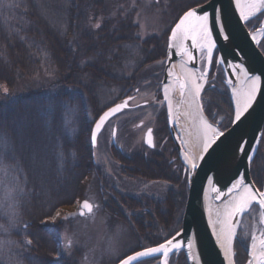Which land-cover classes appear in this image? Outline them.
I'll return each mask as SVG.
<instances>
[{
  "label": "trees",
  "instance_id": "1",
  "mask_svg": "<svg viewBox=\"0 0 264 264\" xmlns=\"http://www.w3.org/2000/svg\"><path fill=\"white\" fill-rule=\"evenodd\" d=\"M178 1L168 3L171 22L162 36L141 39L133 0H0V85H7L10 92L5 96L0 89V139L7 144L5 163L27 189L19 211L27 226L20 241L29 264H71L67 257H57L64 224L44 221L60 207L85 199L93 177L98 186L102 184V172L92 155L93 124L141 83L143 68L165 57L170 29L193 4L184 1V6L172 9ZM97 22L99 29L93 27ZM161 76L149 78L156 81ZM211 94L217 111L229 117L228 94L218 90ZM69 110L76 113L73 132L66 124ZM153 152L118 159L128 176L171 179L169 166L156 164ZM251 174L258 186H264L262 144ZM182 186L179 191L171 187L155 210L147 203L148 210L139 211L145 217L140 225L145 233L150 231L151 212L154 222L170 234L179 230L188 183ZM161 237L146 239L154 243Z\"/></svg>",
  "mask_w": 264,
  "mask_h": 264
},
{
  "label": "rangeland",
  "instance_id": "2",
  "mask_svg": "<svg viewBox=\"0 0 264 264\" xmlns=\"http://www.w3.org/2000/svg\"><path fill=\"white\" fill-rule=\"evenodd\" d=\"M169 1L171 0H133V7L137 11L136 23L138 21L140 25H143V28L139 27L141 39L154 35L162 36V33L168 28L172 15V12H169L170 9L168 8ZM184 1L185 3L187 2L186 4L191 1H193L191 2L193 4L196 3V0H179L172 9L184 6ZM198 1L201 4L207 0H203L204 2ZM175 15L176 13L172 17ZM256 23L257 21L251 18L247 22L250 26ZM250 29L253 32L257 31L252 30V28ZM164 59V56H160L159 59L152 61L151 64L143 68L138 77V79H141V83L136 84L133 90L121 98L136 96V102L148 100L152 103L127 111L110 122L99 139L96 153L93 154L92 151V155L95 157L94 160L100 167L103 175L102 184L107 185V190L109 189L108 191L105 190L106 197L112 196L111 198L117 200L121 208V211L118 213L123 214L124 218L120 215L119 217L117 212L115 215L116 209H112L113 212H111L109 206L107 207L108 210H105L103 197L100 198L101 186H98L99 182L95 181L93 177L92 182L89 183V193L86 197L97 205L92 214L79 215L81 202L76 201L72 204L64 205L55 211L53 215L59 211L62 218H58L55 222H52L50 219L46 220L54 224H58L61 221L64 224L58 253H61V256L67 257L71 264H116L128 251L136 249V246L133 247L136 239L141 241L139 238L142 234L141 232L145 233L146 231L141 226L139 227L136 221L138 217H135L136 214L131 215L129 213L130 210H127L121 198L131 199V197H134L136 199V196H138L149 200L150 198L144 194L153 195L157 199L160 197L164 198L166 192L172 187L167 182L161 180L155 181L159 178L164 179L162 176H158L154 180H152L153 177L146 179L136 175L128 176L127 169L121 167L120 161L116 158L115 150L117 149H114L112 141L113 127L118 126L117 144L122 148V151H125L130 156L138 154L140 156L138 152L149 150V147L145 144V134L150 126H153L158 132L156 137L157 146L161 144V139L167 133L169 134L167 111L164 102L159 103L163 101V97L158 100L155 93L143 87L144 81L149 80V77L162 72L165 66ZM160 61L164 63L161 64ZM218 64L221 67L219 62ZM205 67L206 65H202L201 63V70ZM212 78L213 80L209 84H207V81L205 85L203 105L210 123L214 127L219 128L220 131H225L228 129H226L228 124L233 122L236 102L234 101L231 88L226 83L222 67ZM136 89H140L138 93H136ZM213 90L223 91L228 94L232 103L229 117L228 113H219L217 111L216 100H213L214 97L211 94ZM141 121H143V125L139 127ZM76 123V113L73 110H69L66 115V124L71 128V132L75 130ZM164 123L167 127H165ZM6 145V143L3 145V141L0 139V262L2 264H29L24 258L27 251L26 246L20 241L21 236L24 234V225L19 211L20 201L27 189L26 185L19 181L16 172L4 161ZM117 151L119 152V150ZM117 160L119 163H117ZM121 189L123 190L121 191ZM174 189L180 190L178 187H174ZM260 189L262 190L263 186ZM259 213V208L254 206L251 214L247 213L242 220L238 238L235 242L236 264H248L251 253V236L252 234L259 236L261 230H264L260 222ZM63 217H66V219ZM161 234L163 232H159V236ZM164 234L168 235L170 232L167 231ZM69 239L72 240L71 247L66 246V242Z\"/></svg>",
  "mask_w": 264,
  "mask_h": 264
},
{
  "label": "water",
  "instance_id": "3",
  "mask_svg": "<svg viewBox=\"0 0 264 264\" xmlns=\"http://www.w3.org/2000/svg\"><path fill=\"white\" fill-rule=\"evenodd\" d=\"M200 5H202L204 10L209 13H213L214 10L217 9L220 10L222 21L226 26L225 31L230 36L229 40H224L223 34L219 32V29L215 25L213 26V36L216 39L217 45L216 49L214 50V56L217 51L218 62L220 63L221 57L225 58L226 60V63L220 64L224 70L227 85L232 89V87H235L239 82L236 80V77L238 75H242L239 72L233 71L231 67L233 64H243L246 68H248L250 72H254V74L260 75L262 70H264V56L258 48L257 41L252 39V36L254 34H257L259 30L257 32H253L247 28L246 22L240 17V9L236 6V0H207ZM262 27H264V24ZM193 54L198 58L201 55L199 51H194ZM185 60L186 57L181 56L179 49L172 50L167 46L164 73L161 81L163 101V85L165 83H173L172 79L167 74L169 67L175 65L174 71L177 74L182 75L181 64ZM187 67L192 69H201V62L199 61V59H197V61L195 62H189L187 64ZM210 71L211 68L208 71L206 81H208L209 79ZM229 79L233 80L234 83L229 84ZM205 85L206 83L204 84V87ZM203 91L204 88L201 91L200 95V101L202 104ZM175 92H177L175 89L170 92L173 106L172 112H169L166 101L164 102V105L167 109V119L171 135L177 146L179 156L187 169L189 165L184 160L186 151L183 147L181 137L177 131V127L173 119ZM134 97L135 100L130 102L129 109L118 113L117 115L113 116L108 122H106L104 128L98 134L96 143H93L91 139L93 154L96 153V150L98 148L100 135L111 120L117 118L119 115L127 111L139 107H144L152 103L148 100H146L147 103L146 101L136 102V96ZM125 98L126 97H124L123 99ZM123 99L119 100L116 103H120ZM113 106L114 104L110 107ZM107 109H105L104 111H106ZM197 113L198 115H202L203 118L209 121L204 109V105L202 112L197 111ZM98 119L99 117L96 119V121ZM95 122L92 128V132L95 128ZM114 130L117 131V128L115 127ZM224 132L225 136L221 137L220 140H218L217 143L213 145V149L210 150V155H206L205 160L197 162L199 167L194 171H188V196L183 213L182 226L178 230L179 232H181V236L178 237V239L185 241V245L181 249L175 250L173 252H184L188 264H227V259L224 256V249L221 247L222 240L218 238V233L213 227L211 219V202L220 205L229 197H221V199L218 200L215 198L216 193L213 191V189L219 188L222 192L226 193L227 188L231 187V184L241 176L244 177L246 182L253 183L256 188L260 189L251 175V166L258 153L264 132V80H262L260 90L257 93L256 100L253 104L252 109H250L249 112L241 118V121L235 122L233 119L231 126ZM146 135L147 132L145 134V144ZM113 141L114 143L116 142V135L113 136ZM240 148H243L244 150L240 151ZM249 157H251V159H249ZM261 191H264V188ZM84 200H82V202ZM259 210L264 211L261 209ZM244 216L240 217V225ZM262 225L264 228V224ZM239 228L240 226L238 227L237 235L233 240L234 253L235 242L238 238ZM188 242L192 243L191 255H189V251L187 248ZM173 253H170L169 256ZM149 258L153 257H142L140 261ZM252 259L253 256L250 253V260ZM120 261L117 264H120ZM140 261L135 262V264Z\"/></svg>",
  "mask_w": 264,
  "mask_h": 264
},
{
  "label": "snow or ice",
  "instance_id": "4",
  "mask_svg": "<svg viewBox=\"0 0 264 264\" xmlns=\"http://www.w3.org/2000/svg\"><path fill=\"white\" fill-rule=\"evenodd\" d=\"M236 6L240 9V17L245 21L249 22L250 18L256 17L258 13L264 14V0H236ZM139 27L143 28L137 21ZM219 29V32L223 34L224 40H229L230 36L225 31V24L222 21L220 10H214L213 13H209L204 10L203 6L196 0L195 6H190L186 11L178 18V22L175 23L174 27L170 29L168 48L172 50L179 49L181 56L186 57V60L181 64L183 69L182 75L177 74L174 71L175 65H172L168 69V76L172 79L173 83H165L163 85L164 101L159 103L167 102L169 112H172V100L170 92L175 89L179 96L184 99L186 96L191 99L186 101L191 107V104L196 105L197 111L202 112L203 104L200 101L201 91L204 88V84L207 82L206 77L208 71L214 64V50L216 49V39L213 36V26ZM95 29L101 27V22H97L93 25ZM138 38H142L141 34H137ZM257 35L264 38V27L260 28L257 34L252 36L253 40H257ZM258 43H264V41H257ZM194 51H199L201 54L198 58L194 55ZM199 59L202 65H207L203 70H195L187 68L189 62H195ZM163 64V61H160ZM220 63H226L225 58H220ZM233 71L239 72L242 75H238L236 80L240 82L241 89L236 87L232 88L233 94L236 96V109L234 115V121L239 122L241 118L252 109L253 104L256 100L258 91L262 80H264V70L260 75L250 72L243 64H233ZM229 84H233V80H228ZM5 96L10 95L9 88L7 85H0ZM139 92V89L135 90ZM134 96H128L123 99L120 103H115L113 107H109L104 111L99 119L95 122V128L92 132V142L96 143L98 134L104 128L106 122H108L113 116L121 113L122 111L130 108V102L134 101ZM147 103V101H146ZM143 121H141V125ZM198 128L200 134L197 139L199 142L198 148L193 152V155L185 153L184 160L187 162L189 167L186 171H194L199 165L198 161L205 160L206 155H210V150L213 149V145L220 140L221 137L225 136L224 131H220L219 128L214 127L208 123L206 119L201 115L199 120ZM112 135H116V131L113 130ZM146 144L152 148L156 147L153 138L152 128H148L146 135ZM240 148V151H243ZM251 159V157H249ZM211 183V181H210ZM213 191L216 193V199L221 197H230L225 203L223 210V219L218 220L220 224V230L218 238L222 240L221 247L224 249V256L227 259V264H235L233 251V240L237 235L238 227L240 226V217L246 213L251 214L253 206L257 205L259 209L264 210V191L256 188L253 183L246 182L244 177L241 176L231 187L227 188V192H222L219 188H214ZM97 207L89 200L85 199L80 205L79 215L84 216L92 214L94 208ZM75 215V214H70ZM219 215V214H218ZM260 222L264 224V211H260ZM61 217L59 211L49 219L55 222ZM66 219V217H63ZM47 221H45L46 223ZM24 227H27L26 225ZM181 236V232H176L171 238L165 239L164 242L159 243L152 247H144L140 251H134L130 255H126L125 258L121 259L120 264H135L140 261L142 257H163L162 264H169V254L175 250L181 249L185 245V241L178 239ZM251 255L252 260L248 261V264H264V230H261L260 235L251 236ZM31 243V241H27ZM72 240H67L66 246L71 247ZM189 255H191L192 243H187ZM61 253H57L59 257Z\"/></svg>",
  "mask_w": 264,
  "mask_h": 264
},
{
  "label": "flooded vegetation",
  "instance_id": "5",
  "mask_svg": "<svg viewBox=\"0 0 264 264\" xmlns=\"http://www.w3.org/2000/svg\"><path fill=\"white\" fill-rule=\"evenodd\" d=\"M251 19H253L254 21H257V23L255 25H252V26H250V24L249 25L247 24V28L249 30H251L250 28H252V30H257V31L260 30V28L263 26L264 14L258 13L256 17H253ZM259 41H264V38L260 37ZM257 45H258V48H259L260 52L264 56V43H257ZM218 65H219L218 64V52H216L215 56H214V64H213V66H211V71H210V75H209V79H208V83L207 84H209V82H211L213 80V78H212L213 75L216 72H218L219 69L221 68ZM160 74H162V76H161V78L159 80L154 81L151 78L150 80L144 81L145 84L143 86L144 88H148L153 93H155V95H156L158 100H160L162 98L161 81H162V77H163V70H162V72ZM136 93H138V92H136ZM140 126H141V122L139 124V127ZM115 127L117 128V131H116V142L114 143L113 136H112V141H113L114 149L119 150V152L117 150H115L116 158L118 159V157H121V156H128L129 157L130 155H128V153H126L125 151H122V148L117 144L118 126H114L113 130L115 129ZM149 128H152V130H153L154 141H155V144H156V137H157V133L158 132L153 126H150ZM169 134H170V136H169ZM169 134L167 133L166 136H164L161 139V141H160L161 144L160 145L157 146V144H156L155 148H152V149L149 148V150L155 151V152H153V155L155 154L154 157L156 158V160H154V162L156 164H164L165 167L169 166V170H170V172H169L170 177L169 178H171V179H166V178H168V176H166V177H164V179H157L155 181L161 180V181L169 183L170 186H172L173 188L179 186V188L182 189L183 182H187L188 183V171H186V167H185L184 163L182 162V160H181V158L179 156L177 146H176V144L174 142V139H173V137L171 135L170 130H169ZM261 144L264 147V132H263V138H262ZM141 152L142 151H140L138 153H141ZM147 154H148V152H146V155ZM136 156H138V155H133V157H136ZM118 160L120 161V159H118ZM118 160H117V163H119ZM119 164H120V166H123L122 161H120ZM100 186H101V196L103 197V204H104L105 210L109 206L111 211H112V209H116L115 215H116V212H117L118 216L120 215L122 218H124L123 214H119L118 213V212L121 211V208H120L117 200L111 198L112 196H109L108 198L106 197V194H105L106 191L105 190H107L108 186L107 185H103V184H100ZM122 190L123 189H121V191ZM144 195L148 196V198H150V199L146 200L145 198L142 199L141 197H138V196H136V199L134 197H131V199L130 198L129 199L121 198V199H123V201H124L123 204L125 205L127 210L128 211L130 210L129 213H131V215L132 214H136L135 217H138V218H136V221H137V224L139 225V227H140V225L142 226L143 219L145 218L141 214H139V211L142 210V209L143 210H148V207L146 206L147 203H150L152 205L154 204L153 205L154 210L159 205L163 204V200H162L163 197H160L159 199H157V197H155L153 195L152 196H150L149 194H144ZM113 196H114V194H113ZM94 205L97 206L95 203H94ZM94 210H95V208H94ZM154 210H152V211H154ZM136 212H138V213H136ZM151 213H152V215H151V217L149 219V221H151V222L149 223V227H148V229L150 230L149 234L141 232L142 234L140 233L141 236L139 237L141 241L136 239V243L133 246V247L136 246V249H134L133 251L129 252L128 254L133 253L134 251L141 250L144 247H151V246H155V245H157L159 243H162V242H164L165 239L170 238L172 235H174L176 233L175 232L174 234H168V235L164 234V232H167L168 230H165L163 228V226L160 225L161 224L160 222H157L158 224H155V222H154L155 215L153 214V212H151ZM131 215H130V217H132ZM127 217H128V215H127ZM159 232H163V234L160 235V236H162L161 237L162 240H160L159 242L151 243L149 240L146 239V238H150V237H153V236L154 237L159 236ZM128 254H126V255H128ZM122 258H120V260ZM168 259H169V264H188V261H187V258H186V255H185L184 252H175V253L171 254L168 257ZM161 263H162V257L157 256V257L145 259V260L140 261V262H138L136 264H161Z\"/></svg>",
  "mask_w": 264,
  "mask_h": 264
},
{
  "label": "bare ground",
  "instance_id": "6",
  "mask_svg": "<svg viewBox=\"0 0 264 264\" xmlns=\"http://www.w3.org/2000/svg\"><path fill=\"white\" fill-rule=\"evenodd\" d=\"M259 38L260 36L257 35L256 41H258ZM195 70H199V69H195ZM181 73H183L182 68H181ZM235 87L237 89H241L242 86L240 82H238V84ZM232 95H233L234 101L236 102V96L233 94V92H232ZM190 99L191 98L187 96L184 99H182L179 96L178 92H175L173 119L175 121L177 131L181 137L183 147L186 153L191 156L193 155V152L199 146L197 137L200 134V129L198 128V125H199V120L201 116L198 115L197 109L194 103H192L191 107H189V104L186 101ZM208 123L210 122L208 121ZM229 199L230 197L227 198L220 205L215 204L214 202H211V219H212L213 227L217 233H219V230H220V224L217 221L223 219L224 205L225 203H227Z\"/></svg>",
  "mask_w": 264,
  "mask_h": 264
}]
</instances>
